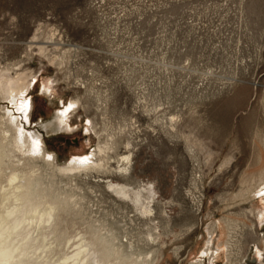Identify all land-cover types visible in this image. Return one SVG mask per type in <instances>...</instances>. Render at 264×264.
Listing matches in <instances>:
<instances>
[{
    "label": "rangeland",
    "instance_id": "374dc122",
    "mask_svg": "<svg viewBox=\"0 0 264 264\" xmlns=\"http://www.w3.org/2000/svg\"><path fill=\"white\" fill-rule=\"evenodd\" d=\"M20 74L22 124L58 166L98 144L112 170L131 159L74 175L28 159L62 208L14 264H56L81 235L104 264H264V0H0V75ZM71 101L65 128L39 127ZM106 180L152 186L153 213Z\"/></svg>",
    "mask_w": 264,
    "mask_h": 264
},
{
    "label": "bare ground",
    "instance_id": "6f19581e",
    "mask_svg": "<svg viewBox=\"0 0 264 264\" xmlns=\"http://www.w3.org/2000/svg\"><path fill=\"white\" fill-rule=\"evenodd\" d=\"M31 87L22 74L16 78L0 75V95L9 105L0 108V111H3V115L0 116L2 120L0 122V264H14L19 259L21 261L22 257L33 249L32 230L38 232L39 238L36 241L40 244L38 249H42L46 237L41 235L40 231L44 228V224L50 223L55 213L62 208L57 202L49 203L50 201L43 193L39 194V184H36L33 179L34 171L29 168L30 171H26L28 159H41L57 172L66 175L80 174V172H100L101 170L108 173H129L130 153L121 156L117 167L112 170L108 157L105 156L111 151L107 144L104 146L98 144L97 149L90 154L72 157L63 165L58 166L55 155L46 151L42 135L37 130H25V125L22 124V122L26 125L30 123L33 111L32 102L27 98ZM76 103L71 101L57 113L54 122L39 127L44 130H47V127L57 130L65 128L69 113L74 111ZM15 112L18 115H15ZM9 138L11 142L8 141ZM7 142L22 156L21 159H16L15 163L12 161L5 164V160L9 157L5 150ZM6 170L9 173H6ZM105 184L107 190L112 192L115 197L131 202L145 215L153 213V209L149 206L153 200V194H155L152 186L133 187L130 184H121L110 180H106ZM256 195H264V187ZM37 198L39 200L34 201ZM54 226H56L55 223ZM92 246V241L81 235L70 246L72 250L60 256L56 264H104L107 253H101V256L96 255L97 253L94 254L95 252L92 251ZM207 252L208 248L203 252V255H207ZM251 260L256 261L254 258Z\"/></svg>",
    "mask_w": 264,
    "mask_h": 264
}]
</instances>
